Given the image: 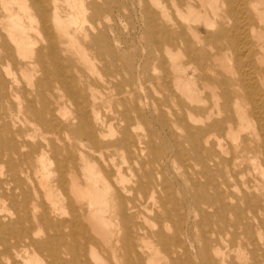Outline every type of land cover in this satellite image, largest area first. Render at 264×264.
I'll list each match as a JSON object with an SVG mask.
<instances>
[{"label": "bare ground", "instance_id": "6f19581e", "mask_svg": "<svg viewBox=\"0 0 264 264\" xmlns=\"http://www.w3.org/2000/svg\"><path fill=\"white\" fill-rule=\"evenodd\" d=\"M57 1L0 0V67L25 75L30 96L0 110V264H158L159 254L161 264H192L197 252L217 264L226 234L248 264L264 262V0H140L135 78L95 71L78 84L65 57L70 26L112 64L119 57L108 34H91L84 0H66L64 17ZM19 91L0 69V100ZM165 156L193 161L206 179L190 202L180 198L185 217ZM29 180L43 203L25 228ZM192 213L220 222L201 248Z\"/></svg>", "mask_w": 264, "mask_h": 264}, {"label": "rangeland", "instance_id": "374dc122", "mask_svg": "<svg viewBox=\"0 0 264 264\" xmlns=\"http://www.w3.org/2000/svg\"><path fill=\"white\" fill-rule=\"evenodd\" d=\"M44 2H46V4H48L49 7L52 5V0H44ZM50 2L51 5L49 4ZM84 2L88 10L87 13L88 19H90L94 15L93 16L94 20H92L93 21L92 23L95 22L94 24L98 25L97 28L91 34L95 35L98 34L100 31L108 34L110 43L113 46V48L116 50L115 54L118 55L119 59L118 61L115 62V64H112L110 56L99 53V48L97 44H93L92 46L91 43L89 46V41L83 38L82 31L77 30L75 26L74 27L70 26L69 27L70 35H73L74 37L73 39L76 43L72 45L73 41H70V39L68 38H65L63 40L66 41V43L68 42L67 44L70 47V50L69 52L66 53L65 57L70 59L71 72L74 74L76 79L75 83L76 84L79 83L81 75L84 76L88 75L87 77H89L91 76V73H94L95 71L98 74L117 76L118 79L123 82L125 81L128 82L131 80V78H135V76L137 75L136 69L139 64L138 53L140 49V41H141L140 39L143 31V24H142L143 19H141L140 9H139L141 1L140 0H116V1L115 0H84ZM57 3H58L57 5L59 6V11L61 12L60 15L64 17L66 15L65 13L71 10L69 7V2H67L66 0H58ZM106 3L109 5L107 9L101 8L99 13H94V11L92 10L94 6L99 5L100 7H102ZM5 16L6 13L3 11L2 6L0 4V18H1L0 30L3 29L2 26L4 24L3 20ZM84 26L86 28L88 27L87 22L84 24ZM77 46L83 50H78L79 48L77 49ZM91 46L93 47V49H91ZM83 51L85 52V55L87 57L84 55ZM76 52L80 53L82 57ZM77 54L80 57H78ZM122 62L123 64H121ZM0 69H2L5 79L8 82L10 81L18 89H20L19 91L20 97L16 98L15 96H13L9 99L8 102H4L0 100V110L3 112L5 111L10 112V110L13 109L14 105L17 106L18 102L22 104L21 106L24 107L26 101H28L30 97L27 89L28 83L26 82L28 79L26 78L25 75L23 76L17 70H15L14 72L16 74L12 75V74H7L2 67H0ZM147 69L152 74L153 70L151 63L149 64V67ZM34 73H35L33 77L34 80H37L43 76V73L36 71H34ZM15 77L17 78V81L15 80ZM50 85L57 93H61V94L65 93L64 91L59 92L60 90L59 91L56 90V86L54 85V82H51ZM130 88L131 87L125 85L123 87V89H126L127 91L130 90ZM63 99H67V98L64 96ZM127 104L128 107L131 108L133 103L127 102ZM66 108L70 110L72 107L68 106L67 104ZM143 127L144 125L142 124V128ZM164 151H169V149H165ZM73 152L76 153V151ZM167 157L168 156H165L164 159L163 157H161L163 176L166 177V179L170 182L172 186V192H174V195L178 201H180L182 195L185 194L188 202H190L191 195L197 192L198 190H202L201 187L199 188V186L196 190L195 184H199L201 186L204 185L206 180L205 177L201 176L198 173L197 167H193L194 164L193 161L187 159L185 160L186 163L184 165H181L180 163H178V161H175L174 158H170V157L167 158ZM134 169H136V167ZM133 171L132 172L128 171L126 173L125 178L128 179V181L124 182L126 185H130L131 179H134ZM29 182H30V190H31L30 197L28 198L25 205H23L22 207L18 206L21 209V213L24 218L22 226H24L25 228L28 227V222H30L34 218V215L36 213L33 207L34 203L36 202V199L38 200L37 202L41 201L40 203L41 204L43 203L42 202L43 198L40 197L41 193L38 184L32 180H29ZM203 190H205L208 193H211L208 187ZM221 190H223L222 199L223 201H226L225 185L221 186ZM180 202L182 203H181V208L179 209L178 212H182L185 217V214L187 213L188 209L183 204H185L186 202L183 201ZM200 206L203 205L200 204ZM176 220L177 217L173 216L172 221L175 222ZM191 221L195 225L193 228V233L196 237L197 245L200 248L204 243V239L208 241L213 240L214 236L213 234L210 233V231L216 228V226L220 225V222L217 221L216 217L211 216L209 217L208 221H206L200 215H195L193 213L191 214ZM145 226L150 229L153 226V224L151 222H148ZM218 240L222 251L227 253L223 257H220L221 259L217 262V264L250 263V259L247 256L243 259L241 258L243 251L239 249L237 243H234V245H232L229 242L230 236H228V234L223 235L222 237L219 236ZM215 247L216 246L214 245V242H210L207 247V252H209L208 254L212 258L214 256H217L216 253L214 252ZM162 255L163 254L161 255L159 254L155 258L158 259V264H161L163 261ZM190 260L192 264H202L205 263L206 261V255L203 252L201 253L197 252V254H194L190 257ZM259 264H264V262L260 260Z\"/></svg>", "mask_w": 264, "mask_h": 264}]
</instances>
